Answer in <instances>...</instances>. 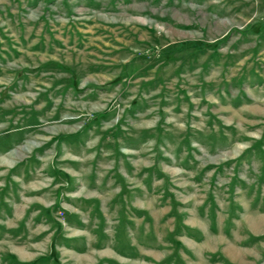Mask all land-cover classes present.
<instances>
[{"label": "rangeland", "instance_id": "1", "mask_svg": "<svg viewBox=\"0 0 264 264\" xmlns=\"http://www.w3.org/2000/svg\"><path fill=\"white\" fill-rule=\"evenodd\" d=\"M0 264H264V0H0Z\"/></svg>", "mask_w": 264, "mask_h": 264}]
</instances>
